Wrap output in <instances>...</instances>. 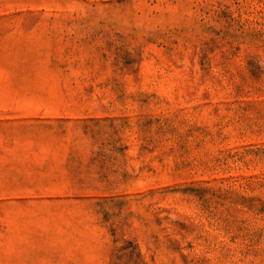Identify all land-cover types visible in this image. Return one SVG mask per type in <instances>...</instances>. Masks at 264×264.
<instances>
[{"label": "rangeland", "instance_id": "rangeland-1", "mask_svg": "<svg viewBox=\"0 0 264 264\" xmlns=\"http://www.w3.org/2000/svg\"><path fill=\"white\" fill-rule=\"evenodd\" d=\"M0 264H264V0H0Z\"/></svg>", "mask_w": 264, "mask_h": 264}]
</instances>
